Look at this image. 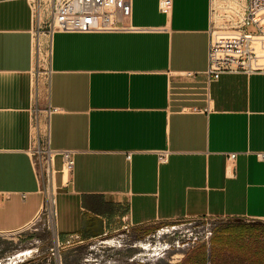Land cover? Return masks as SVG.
Instances as JSON below:
<instances>
[{"label": "crops", "instance_id": "obj_1", "mask_svg": "<svg viewBox=\"0 0 264 264\" xmlns=\"http://www.w3.org/2000/svg\"><path fill=\"white\" fill-rule=\"evenodd\" d=\"M214 3L173 0L165 14L132 0L122 30L56 32L46 81L33 2L0 0V235L43 213V141L64 248L186 218L264 221V74L209 83ZM63 151L75 161L67 181Z\"/></svg>", "mask_w": 264, "mask_h": 264}, {"label": "rangeland", "instance_id": "obj_2", "mask_svg": "<svg viewBox=\"0 0 264 264\" xmlns=\"http://www.w3.org/2000/svg\"><path fill=\"white\" fill-rule=\"evenodd\" d=\"M36 12L35 28V70L42 79L49 76L50 34L52 20L49 0L42 1L43 21L37 23L40 2L31 0ZM249 31L255 32L253 27ZM40 35V52L36 42ZM37 55H39L37 57ZM42 152L34 149L37 169L43 183L45 207L34 223L17 235H0V264H178L186 254L199 244L211 245L212 237L231 225H251L264 230V221L227 219L216 217L186 218L159 222L141 228H122L100 237L76 242L64 248L56 223L49 215L51 204L47 194L56 199V185L52 160L42 142ZM44 149V150H43Z\"/></svg>", "mask_w": 264, "mask_h": 264}, {"label": "built area", "instance_id": "obj_3", "mask_svg": "<svg viewBox=\"0 0 264 264\" xmlns=\"http://www.w3.org/2000/svg\"><path fill=\"white\" fill-rule=\"evenodd\" d=\"M41 2V0H37ZM52 20L49 34L56 32H112L124 29L123 18L132 8V0H50ZM220 10L218 23L210 30L209 83L222 74H264V0H228ZM173 0H159L162 13L172 11ZM214 13V9H213ZM253 27L255 32L248 30ZM62 174L74 169V155L63 151ZM168 150L158 153L160 163L168 162ZM238 153H227L234 161ZM264 160V152L257 153ZM130 157V156H129ZM23 230L5 235L21 234Z\"/></svg>", "mask_w": 264, "mask_h": 264}, {"label": "trees", "instance_id": "obj_4", "mask_svg": "<svg viewBox=\"0 0 264 264\" xmlns=\"http://www.w3.org/2000/svg\"><path fill=\"white\" fill-rule=\"evenodd\" d=\"M178 264H264V230L231 225L192 248Z\"/></svg>", "mask_w": 264, "mask_h": 264}, {"label": "bare ground", "instance_id": "obj_5", "mask_svg": "<svg viewBox=\"0 0 264 264\" xmlns=\"http://www.w3.org/2000/svg\"><path fill=\"white\" fill-rule=\"evenodd\" d=\"M42 1H46V0H41L40 5H38V10H37V16H38L37 23L39 21L40 24L43 21V11H42V7H43L42 5L43 4H42ZM222 7H223V5L222 4H219L217 2V0H215V3H214V13H213V17H214L215 24L218 23L219 16H220V10L222 9ZM43 8H45V5H44ZM42 41L43 40L41 39V37L39 35L37 37V42H36V48H37V53L38 54L40 52V46H41V42ZM39 55H37V57ZM64 177H65V180L67 181V179H68V173H66ZM52 193H54V191L51 192L49 195L47 194V199L49 200V203L51 204V207L49 209V215L51 217V220H52L53 225H55V223H56V209L54 207V198L52 197Z\"/></svg>", "mask_w": 264, "mask_h": 264}]
</instances>
